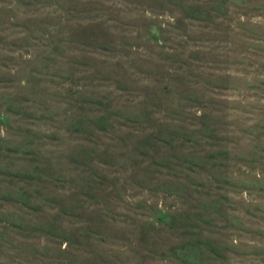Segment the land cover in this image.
<instances>
[{"label": "rangeland", "instance_id": "374dc122", "mask_svg": "<svg viewBox=\"0 0 264 264\" xmlns=\"http://www.w3.org/2000/svg\"><path fill=\"white\" fill-rule=\"evenodd\" d=\"M0 264H264V0H0Z\"/></svg>", "mask_w": 264, "mask_h": 264}]
</instances>
